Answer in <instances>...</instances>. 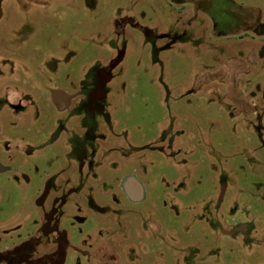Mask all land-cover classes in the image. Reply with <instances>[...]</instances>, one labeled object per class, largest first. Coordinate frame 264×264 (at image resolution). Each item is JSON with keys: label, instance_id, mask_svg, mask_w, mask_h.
<instances>
[{"label": "rangeland", "instance_id": "374dc122", "mask_svg": "<svg viewBox=\"0 0 264 264\" xmlns=\"http://www.w3.org/2000/svg\"><path fill=\"white\" fill-rule=\"evenodd\" d=\"M0 161V249L264 264V0H0Z\"/></svg>", "mask_w": 264, "mask_h": 264}, {"label": "flooded vegetation", "instance_id": "af4514ba", "mask_svg": "<svg viewBox=\"0 0 264 264\" xmlns=\"http://www.w3.org/2000/svg\"><path fill=\"white\" fill-rule=\"evenodd\" d=\"M111 61H112V59L107 63V65L103 69H101L107 73L106 79H104L102 77H100L101 78L100 79L98 76H94V72L97 69H95L93 71V77L96 78V81L99 84V88H101V86L106 85L109 82L110 78H109L108 72L110 70L115 69V68H111V65H112ZM56 92H59V91H56ZM60 93L64 94V96H66V99L65 100L64 99H59V100L57 99L58 101H56V99L53 98V94H52V96H51L52 102L56 106L67 108V109L70 108L73 98H71L68 95V93H64V92H60ZM103 95L104 94L102 93V91H100V92H97L95 94V96H94V94H93V96H92V94L90 96L95 97V99L98 100L99 98L103 97ZM58 103H62V105H58ZM89 111L90 110H88V112ZM93 111L94 110L91 111L92 112V114L90 115L91 119L94 116ZM94 161H96V160H91L90 163L94 162ZM100 168L101 167H98V166H92L89 171L87 170L89 175H90V177L88 179V181L90 180V183L88 185L86 184L85 186L89 189L87 191V193L90 196L91 200L94 197V193H96V191H97L96 190L97 186L96 185L93 186V184H92L93 182L91 181L93 176H95V178L101 177L102 180H103V177H105L102 174V172L100 171ZM6 170H8L7 166H5L0 161V174L2 172H5ZM119 183H120V181H119ZM124 184L126 187V192L129 195L131 194L130 197L131 196L135 197L134 194H136L138 192V187H136L134 185V184H136L135 179L133 177H130L129 179L127 178L126 182ZM120 186H121V184H119V187ZM113 189L116 190V187L114 186ZM87 204L88 203H85L86 207H87ZM89 205L93 206L92 204H89ZM55 215L56 214H49V213H47L45 215V218L42 222V225L44 226V231H46L45 233H48L51 231L50 228L53 226V224L56 221ZM61 242L62 243L65 242L64 238L61 240ZM25 243H27V241L18 242L17 244H14V246L13 245H11V246L7 245L3 249H0V264H30V263H32V264H65L66 263V258H67L66 252H68L66 244H61L57 248L52 249L51 243H50V247H49V246H47V241H46L44 245H45V248H47V250H45L44 253H37L38 251L36 252V248L38 247V242L37 243L31 242V243H33V246H34L33 252L32 251L29 252L28 248L25 246ZM39 247H41V245ZM22 248L24 249V253H26L25 256H23V257H22ZM75 251L77 253H81L79 248H76V247H75ZM62 260H63V262H62Z\"/></svg>", "mask_w": 264, "mask_h": 264}, {"label": "water", "instance_id": "95a60500", "mask_svg": "<svg viewBox=\"0 0 264 264\" xmlns=\"http://www.w3.org/2000/svg\"><path fill=\"white\" fill-rule=\"evenodd\" d=\"M123 60V55H121L119 58L115 59L113 61V68H115L117 65H119L121 63V61Z\"/></svg>", "mask_w": 264, "mask_h": 264}]
</instances>
